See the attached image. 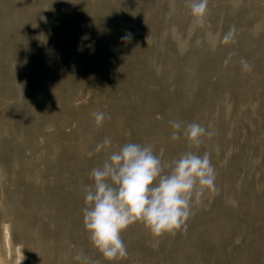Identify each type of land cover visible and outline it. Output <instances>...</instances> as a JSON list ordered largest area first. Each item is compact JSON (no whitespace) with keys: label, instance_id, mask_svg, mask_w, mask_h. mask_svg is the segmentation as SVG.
Listing matches in <instances>:
<instances>
[{"label":"bare ground","instance_id":"obj_1","mask_svg":"<svg viewBox=\"0 0 264 264\" xmlns=\"http://www.w3.org/2000/svg\"><path fill=\"white\" fill-rule=\"evenodd\" d=\"M94 111L111 119L97 126ZM171 121L213 135L173 141ZM247 130L250 153L237 145ZM261 136L264 0H208L203 26L181 0H0V264H79L80 252L91 264H264ZM127 142L165 164L209 153L216 190L174 235L131 225L127 255L107 261L84 229L82 186Z\"/></svg>","mask_w":264,"mask_h":264},{"label":"clouds","instance_id":"obj_2","mask_svg":"<svg viewBox=\"0 0 264 264\" xmlns=\"http://www.w3.org/2000/svg\"><path fill=\"white\" fill-rule=\"evenodd\" d=\"M207 5L208 0H187L193 26L204 25ZM123 39H130V34ZM240 63L244 71L252 70L246 59ZM91 115L97 126L111 119L102 111ZM170 123L171 140L183 136L190 146L198 147L205 136L213 135L198 122ZM111 144V139L105 137L94 152L106 151ZM93 154L88 152L89 157ZM89 178L92 184L82 186L83 225L93 248L107 261L127 255L122 234L131 225L142 224L154 241L174 235L186 229L193 207L202 204L205 194L216 190V171L209 153L187 151L165 164L152 146L135 142H127L109 153L100 165L91 169ZM73 259L79 264H91L83 252Z\"/></svg>","mask_w":264,"mask_h":264},{"label":"rangeland","instance_id":"obj_3","mask_svg":"<svg viewBox=\"0 0 264 264\" xmlns=\"http://www.w3.org/2000/svg\"><path fill=\"white\" fill-rule=\"evenodd\" d=\"M87 1H90V0H87ZM159 2L160 3H163L164 4V2L166 3L167 2V0H159ZM181 2L183 3V4H187V0H181ZM209 23V24H208ZM206 25L208 26V27H212V25H213V23H211L210 21L209 22H206ZM60 51V48L59 47H56L55 49H54V52L55 53H57V52H59ZM33 76H34V73H35V76L34 77H36L38 74H39V69L38 68H35L34 70H33ZM122 75H121V73L119 72V73H117V74H115L114 75V77H115V79H118V78H120ZM151 87H154V84H152L151 85ZM162 112V114H160V113H158L157 114V118L158 119H160L161 118V115L163 116V110L161 111ZM72 126L73 125H71V126H69L68 128L69 129H71L72 128ZM252 130H247V133H246V138H245V140H246V144H245V142H242V144H241V142H239V143H237V145H238V148H239V150H241V151H246L247 153H250V152H252L253 150H254V148L255 147H253V146H255V144L257 143L256 141H257V137H255L254 136V134L251 132ZM251 132V133H250ZM253 134V135H252ZM259 137V136H258ZM255 140H254V139ZM262 138H264V137H260V138H258V139H262ZM251 140H253V141H251ZM253 142H254V144H253ZM253 144V145H252ZM240 145V146H239ZM249 145H252V146H249ZM246 149V150H245ZM253 149V150H252ZM247 150H249V151H247ZM251 150V151H250ZM225 153V154H224ZM1 154V153H0ZM221 154V155H220ZM218 155L221 157V158H225L226 156H227V153L225 152V151H221V152H219L218 153ZM1 157H3V155L1 154L0 155ZM179 155H177V156H175L174 158H177ZM225 156V157H224ZM0 157V159H2V160H0V162H3V160H4V157L3 158H1ZM174 158H172V159H170V160H168V162L167 163H169L171 160H173Z\"/></svg>","mask_w":264,"mask_h":264}]
</instances>
